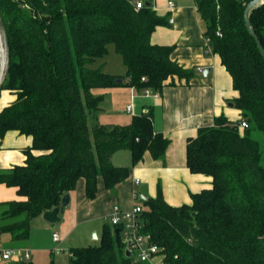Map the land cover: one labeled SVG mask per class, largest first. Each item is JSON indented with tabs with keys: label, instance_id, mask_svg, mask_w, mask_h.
<instances>
[{
	"label": "trees",
	"instance_id": "obj_1",
	"mask_svg": "<svg viewBox=\"0 0 264 264\" xmlns=\"http://www.w3.org/2000/svg\"><path fill=\"white\" fill-rule=\"evenodd\" d=\"M134 1L0 0V90L15 94L0 110V138L8 130L32 137L24 164L0 169V183L24 197L1 204L0 232L12 240L27 239L31 220L57 206L79 178L85 179L88 199L95 197L99 176L109 190L124 181L129 167L113 165V152L129 150L132 165L146 150L164 158L170 141L154 130L149 113L132 114L123 125L93 123L101 101L96 88L160 90L168 78L188 81L193 75L171 58L172 45L150 42L167 18L151 0L141 8ZM193 1L211 52L238 92L233 103L247 127L240 129L223 114L198 127L186 141V166L210 176L211 187L191 193L190 204L173 206L158 185L155 197L141 200L142 231L162 248L165 264H264V59L244 21L250 0ZM249 17L264 47V2ZM110 44L121 56L123 74L94 67ZM116 228L104 223L98 245L71 248L69 263L148 264L126 256Z\"/></svg>",
	"mask_w": 264,
	"mask_h": 264
},
{
	"label": "crops",
	"instance_id": "obj_2",
	"mask_svg": "<svg viewBox=\"0 0 264 264\" xmlns=\"http://www.w3.org/2000/svg\"><path fill=\"white\" fill-rule=\"evenodd\" d=\"M168 1L151 0L153 8L159 15L167 18V23L154 28L150 35V42L172 45L171 58L184 68L192 70L193 75L188 81L177 76L168 78L164 86L158 90V96L139 94L133 98L131 87L125 94V106L133 101L135 109L133 114H142L141 109L146 107L151 114L154 130L161 132L169 139L164 158L154 159L146 150L143 158L132 165L131 160L129 163H120L118 151L113 152L111 163L117 166L128 165V177L109 190L104 187L102 178L99 176L93 199L86 197L85 179L79 178L75 189L68 192L69 207L60 215V220L54 226V228L58 227L57 232L61 235L59 242L53 241L51 234L55 230H51L53 228L41 213L31 220L27 239L12 240L10 233L0 232V245L9 243L5 246L28 250L31 257L29 261L32 264H54L55 253H65L69 257L66 250L70 251V248L74 246L92 245L86 243L87 235L93 228L97 230L101 227L102 229L104 223L109 224L108 216L113 204L117 203L126 210L136 204L142 205L141 199L134 197V193L138 191L146 194L147 198L155 197L157 186L160 185L164 200L170 205L179 206L191 203V193L211 187L210 176L192 173L187 168L186 141L189 137L196 135L198 127L212 125L214 118L220 114H223L231 123L239 122L241 113L233 103L238 92L232 87L231 76L221 64L219 55L211 52L210 45L206 44L204 24L194 1L171 0L174 4L172 8L168 6ZM170 18L172 22H169ZM105 57L98 59L94 67L102 65L103 70L106 71L108 65ZM197 67H201L203 71L199 72ZM204 70H207L206 73ZM124 72L125 67L122 72L113 73L123 74ZM103 89L116 88H96L93 92L101 96L100 92ZM14 99L15 94L12 91L0 90V110ZM103 112L104 109L99 102V112L93 123L123 125L129 123L132 116V113L124 111L123 114L114 116V121L107 122L103 118L100 120ZM31 144L30 135L21 134L17 130L6 131L0 138V169L24 164L25 150ZM30 152L33 155L42 153L36 149H31ZM135 179H139L138 184L135 183ZM22 199L24 197L18 195L15 186L0 183V212L3 209L2 203ZM73 235L78 240L75 245L69 243ZM56 243H59L57 247L61 248L60 245H63L67 249L55 250ZM18 263L13 260L0 262V264Z\"/></svg>",
	"mask_w": 264,
	"mask_h": 264
},
{
	"label": "built area",
	"instance_id": "obj_3",
	"mask_svg": "<svg viewBox=\"0 0 264 264\" xmlns=\"http://www.w3.org/2000/svg\"><path fill=\"white\" fill-rule=\"evenodd\" d=\"M142 0H135V8H141L143 6ZM168 6L172 8L174 6L171 0L168 1ZM172 22V19H169ZM206 44L208 45L209 39L205 38ZM3 51V50H2ZM4 52V51H3ZM2 52V53H3ZM199 72H202L201 67H197ZM142 81H145L144 76L141 77ZM133 90V98L138 96H158L159 91L153 90L150 87L142 88L137 91L135 87H131ZM125 111L129 113H134V102H130L125 106ZM141 113H148V109L143 107ZM240 129L247 127L245 120H240L238 123ZM135 183H139V179H135ZM134 197H138V193H134ZM142 211V206L140 204L134 205L131 209H123L119 204L115 203L112 205L111 213L108 216V223L111 226L118 228V232L121 235L122 242L125 245V251L128 250L130 256L138 261L147 262L148 264H165L162 254V248L156 243L152 242L150 234L142 231V223L140 221L139 215ZM53 241L59 242L61 240V235L57 231H53L51 234ZM55 250H62L59 247H55ZM66 253L72 257V252L66 250ZM30 253L26 249L6 247L0 245V262L6 261H29Z\"/></svg>",
	"mask_w": 264,
	"mask_h": 264
},
{
	"label": "rangeland",
	"instance_id": "obj_4",
	"mask_svg": "<svg viewBox=\"0 0 264 264\" xmlns=\"http://www.w3.org/2000/svg\"><path fill=\"white\" fill-rule=\"evenodd\" d=\"M4 57H5V45H4V41H3L2 31L0 30V68H1V61ZM105 60H107V65H108L106 68L107 72H110V73L122 72V70L124 69V65L122 63L121 56L114 51L112 44H110L108 46V55L105 57ZM113 87H115L116 89H113V90L112 89H103L100 92L101 93V96H100L101 97V101H100L101 107H103V109H104V112H103L100 120H102V118H103L107 122L114 121L113 120L114 116L117 117L118 115L123 114V112L125 111V108H124L125 107V94H126V92H128V90L130 88L126 85H117V86H113ZM110 90H112V91H110ZM117 151H118L117 153L119 154L118 161H120V163H129V161L131 160L130 152L128 150H124V149L117 150ZM122 166H124V165H122ZM126 166H128V165H126ZM51 230L59 231L58 227H55ZM94 233H95L96 237L94 236ZM100 234H101V227L97 228V230L93 228L90 231L89 235H87V237H86V239L88 241L86 243H90L92 245H98L99 240H100ZM70 241L71 242H69V243L75 245V243H77L78 240H76V236L73 235V236H71ZM53 243H55V242H53ZM79 243L83 244V242H79ZM6 244H9V243H2V246L3 245L5 246ZM13 245H14V243H13ZM55 245L56 246H54V245L53 246L57 247V246H59V243H56ZM60 247L67 249L63 245H60ZM53 257H54V264H70L69 263V257L65 253H61V252L55 253V255H53ZM134 260H136V259H134Z\"/></svg>",
	"mask_w": 264,
	"mask_h": 264
},
{
	"label": "water",
	"instance_id": "obj_5",
	"mask_svg": "<svg viewBox=\"0 0 264 264\" xmlns=\"http://www.w3.org/2000/svg\"><path fill=\"white\" fill-rule=\"evenodd\" d=\"M264 0H250L244 9V21H245V25L247 30L249 31V33L251 34V36L253 37L256 47L260 53V55L262 56V58L264 59V47L261 44L259 38L257 37L252 25H251V21H250V17H249V13L250 10L256 6L257 4L263 3ZM147 5L150 4V2H146ZM5 67L3 68L2 72L0 73V82L3 76V72H4ZM207 70H204V73H206ZM120 79H117L116 81H119ZM230 105H232L230 103ZM138 197L141 200H145L147 199L146 194H144L141 191H138ZM69 202H70V195L68 192L64 193L61 198H60V202L57 206L53 207L52 209L46 210L42 213L43 218L50 223L51 228H54L55 223L58 222L60 220V215L63 214L64 210L69 207ZM118 228L115 229V232H118ZM94 236L96 237L95 233ZM126 256H130V253L128 250L125 251Z\"/></svg>",
	"mask_w": 264,
	"mask_h": 264
},
{
	"label": "bare ground",
	"instance_id": "obj_6",
	"mask_svg": "<svg viewBox=\"0 0 264 264\" xmlns=\"http://www.w3.org/2000/svg\"><path fill=\"white\" fill-rule=\"evenodd\" d=\"M4 67H5V57L1 61L0 73L2 72V70H3Z\"/></svg>",
	"mask_w": 264,
	"mask_h": 264
}]
</instances>
